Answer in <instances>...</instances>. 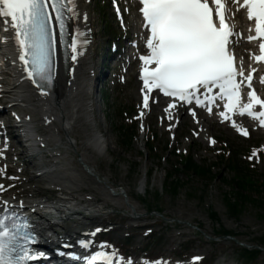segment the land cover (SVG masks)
<instances>
[{
    "label": "rangeland",
    "instance_id": "1",
    "mask_svg": "<svg viewBox=\"0 0 264 264\" xmlns=\"http://www.w3.org/2000/svg\"><path fill=\"white\" fill-rule=\"evenodd\" d=\"M109 3L110 0H82L80 3L93 35L90 47L91 68L96 54L107 43L109 31L103 29V26L110 28L116 35L121 33ZM127 8L128 6H124V11ZM131 17L132 14H129L128 18ZM117 73L120 75L121 70ZM109 80L110 77L105 80L103 87L99 86L100 93H97V84L93 82L91 95L86 100L88 111L94 112L88 116L85 125H80L89 139L95 131L97 135L104 136L107 152L99 157L93 150L85 153L81 148L61 145L56 152L62 159L59 165L53 166L51 160H43L48 162V170H72L70 176L77 178L79 175L89 179L81 168L85 164L98 177L96 181L105 182L108 188H113L120 194L125 193V197L119 198L118 206L108 207L103 214L116 230L114 239L133 236L128 247L131 253L142 248L153 257L169 258L179 264L183 261L189 263L194 256L205 258L204 262L223 260L236 264H264V249H260L254 262L243 261L240 257L241 245L250 249L263 246L260 239L264 236V191L251 194L250 200L245 203L237 199L239 193L231 184L238 174L231 169L230 160L225 161L223 156L224 152H228L230 159L240 164L239 169L243 175H249L256 185L264 183V135H253L249 141H243L215 124L211 125L207 135L190 124L175 133H167V126L160 130L153 120H137L139 97L133 87V71H129V75L124 77V83H121V79L116 84ZM101 88L103 94L109 97L106 104L101 99ZM123 127L127 130L134 129L136 138L132 145L125 142L127 133ZM36 130L38 132L39 129ZM38 133L44 139L51 140L43 131ZM151 135H155L156 139L149 151L148 139ZM208 138L215 140L214 147L208 145ZM70 139L77 142L74 138ZM53 143L50 141L48 144ZM15 150L11 161L17 158L18 149ZM254 151L256 156H253ZM183 158H191L196 167L211 168V174L202 177L184 170L177 171ZM38 173L34 172V175ZM34 175L30 177L33 178ZM169 176H174V184L179 187L174 194L168 188ZM14 180L15 176L10 174L6 180L8 186ZM20 180L27 182L30 178L21 176ZM140 183L144 185L142 188L139 187ZM27 187L39 189L42 197H55L47 190V185L25 183L21 187L11 188L6 196L28 197L25 193ZM90 187L98 189L92 181ZM102 189L107 191L104 187ZM89 195L82 193L81 196L87 198ZM227 201L238 203V216L233 217L229 213ZM103 207L96 203L88 209L101 210ZM132 211L139 217L138 221L126 218L124 213ZM153 212L158 215H153ZM211 215H215L214 221L211 220ZM135 225L147 227L134 231L133 235L125 229ZM223 232L231 237H224Z\"/></svg>",
    "mask_w": 264,
    "mask_h": 264
},
{
    "label": "snow or ice",
    "instance_id": "2",
    "mask_svg": "<svg viewBox=\"0 0 264 264\" xmlns=\"http://www.w3.org/2000/svg\"><path fill=\"white\" fill-rule=\"evenodd\" d=\"M139 3L142 5L139 10L143 26L149 32L146 39L148 55L139 57L143 88L148 93L158 90L174 101L206 108L209 114L218 99L224 100V111L220 113L222 119L229 120V113L238 111L241 116L247 114L259 121V126L264 128V100L252 90L247 93L248 102L241 103V88L247 83L251 89L256 69L251 68L245 75L243 60L239 68L235 65L229 45L230 38L236 33L234 26L227 23L225 3L211 0L214 7L210 6L209 0H139ZM233 3L237 11L241 8L246 10L248 21L254 22L255 35H249L247 39L249 42L258 41L260 54L253 55L252 59L257 63L264 62V0H243L242 3L233 0ZM66 8L72 15H77L75 0H67V3L65 0H0L4 30L8 31L10 26L14 31L19 59L26 67L28 78L37 87H40L41 81L50 83L53 78L55 32L52 20L59 21L60 36L63 38ZM77 49L78 42H71V51L75 54ZM75 58L74 55L72 59ZM260 82L264 84V77ZM214 90H218V95ZM143 105L145 108L149 105L147 94L144 95ZM255 105L262 110L254 112ZM174 107L175 103L169 104V108ZM189 111L195 119L196 112ZM232 126L242 136L248 135L235 122ZM211 143L215 144V140ZM253 156H256L255 151ZM0 229H3L0 231V264H20L21 260L32 258L26 248L17 250L15 232L10 231L3 220H0Z\"/></svg>",
    "mask_w": 264,
    "mask_h": 264
},
{
    "label": "bare ground",
    "instance_id": "3",
    "mask_svg": "<svg viewBox=\"0 0 264 264\" xmlns=\"http://www.w3.org/2000/svg\"><path fill=\"white\" fill-rule=\"evenodd\" d=\"M80 3L81 0H75V11L77 15H72L71 13L70 18L72 25L70 44L73 41L78 42L77 53L74 54L70 49L67 69H65L62 63L61 57L58 56L56 63V79L53 90L50 93L34 89L32 83L28 84L29 82L26 81L25 71L19 59L20 51L14 39V31L10 26L9 30L5 31L1 37L2 40L4 39V43L1 42L4 57H2L0 61V104L6 105L8 103L9 105L4 106L2 109L4 113H8L10 117L15 115L25 121L27 127H25L24 130L27 132L29 139L23 141V139H25L24 131L20 136V141L25 145L27 144L30 148L37 147L39 143L44 144V142H46V139L42 140L38 138L39 136L37 137L36 129L38 128L39 131L44 129L43 131H45L46 135L56 140L51 146L54 148L50 150L49 153L57 151L62 144L69 145L71 148H81L85 153L91 152H89V150H91L90 147L82 141L78 123L80 120V113L84 117H88L91 114V111H88V101L85 96L87 91L91 89L89 74L92 56L89 49L93 41L92 34L87 26V19H85L86 15L80 9ZM238 17L241 22L245 23V20L241 16ZM130 23L131 27L137 32L135 15L132 17ZM77 33H79L78 38ZM74 55L76 58L72 59ZM132 65L133 63H131V66ZM133 87L135 91L139 90L137 81L133 83ZM28 115L32 116L33 121L27 120L28 118L26 116ZM169 116V114L164 113L161 109L154 110L153 117L160 130L164 122H169L172 129L175 128V122L169 119ZM52 123L55 124V128L51 127ZM209 123L210 121L208 119H204L199 123V127L205 135H207L209 131ZM59 133H61L63 137H58ZM69 137L76 139L77 142H73ZM88 141L94 148L93 152L99 155V157L104 156V153L107 152L104 136L92 135ZM36 143L37 145H35ZM30 155L32 157H37L40 155V152L33 148L31 149ZM52 158L56 159V156L54 155ZM57 159L56 161L58 164L59 161ZM38 166L39 165L35 164L29 167L31 170H34ZM40 166H45V163L41 162ZM69 171L72 172V170ZM26 172L29 173V168ZM90 173L91 171L89 174ZM51 174L57 176L58 179L50 178L49 172L43 177H37L29 181H31V183H46L51 187L50 191L53 190L61 193L62 196L59 197V200L66 202L79 200L85 203V205L97 202L104 206L102 211H88L87 207L77 208L79 213H76V217L85 222H95L100 225L104 224L102 216L103 210L107 209L109 206H118L120 203L119 198L112 197L111 200L110 194L102 189L103 187L101 185H103V182H97L94 177L92 178L89 176V179H85L77 175V178H75L66 175L64 171L58 169L54 170ZM90 181H92L98 189L91 188ZM19 182L20 181H18V183ZM139 187L142 188L143 183H140ZM25 192L30 198L24 200L25 202L22 204L30 206L31 209L38 210L39 204L35 202L33 197L39 196L41 191L39 189L31 190V188L28 187ZM82 193H89L91 198L82 197ZM52 213L51 210L48 214H45L46 216L44 215V217L41 218L42 227L39 228L40 232L45 235L46 240L50 243H54L55 237L59 239H69L75 234H81V229L79 227L73 226L69 228L70 230L68 231L63 225L60 226L57 217ZM48 224L54 225L51 228H47ZM77 225L80 226L79 224ZM146 227L147 226L144 225L141 230L146 229Z\"/></svg>",
    "mask_w": 264,
    "mask_h": 264
},
{
    "label": "trees",
    "instance_id": "4",
    "mask_svg": "<svg viewBox=\"0 0 264 264\" xmlns=\"http://www.w3.org/2000/svg\"><path fill=\"white\" fill-rule=\"evenodd\" d=\"M131 136H127L125 138V142L127 143V145L131 143ZM181 167L187 173H194V174H196V176L198 175V176L204 177L205 175H210L211 174L209 169H205V168H202V167L201 168H199V167L197 168L196 166H194V164H193L191 159L187 160L186 163L183 166H181ZM169 181H170L169 184L171 186H174L173 187V191H175L178 188V186L176 184H174L176 182V180L174 181V176H169ZM231 185L239 193L237 195V199H239L240 201H247V198L250 197L251 194L259 193V191L264 190V186L257 187L254 184V182L247 181V180L244 181L242 179H239V182L238 181L232 182ZM227 203L229 205V210L232 211V214H238V205L236 203H232L230 201H227Z\"/></svg>",
    "mask_w": 264,
    "mask_h": 264
}]
</instances>
